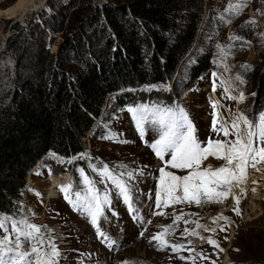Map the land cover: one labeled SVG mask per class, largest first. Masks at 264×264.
<instances>
[{"label": "rangeland", "instance_id": "1", "mask_svg": "<svg viewBox=\"0 0 264 264\" xmlns=\"http://www.w3.org/2000/svg\"><path fill=\"white\" fill-rule=\"evenodd\" d=\"M189 1L177 0L176 10H185ZM195 1L201 2L204 14L209 15L210 19H219L223 23L224 31L221 35L226 41L225 45L221 41L213 43L218 53L216 57L211 58L217 66L215 76L207 74L194 88L180 96L181 104L189 113L196 129L195 135L203 145L209 138L225 139L222 133L217 135L211 131L214 112L211 101H219L215 109L218 120L230 119L235 113H244L250 120L258 121L259 115L264 112L263 106L256 116L252 114L254 95L242 88L246 79L239 71V68H243L241 65L259 64L263 59L257 54L256 46L246 39H229L233 36L234 27L239 23L255 20L256 26L251 24V27H257L255 35L264 43V31L258 24L260 11L264 9V0H231L234 5L245 6L238 14H225L224 19H221V14H224L230 0ZM35 2L37 4L33 5ZM128 2L129 0H50V3L47 0H0V48L3 45L2 50L5 46L4 37L11 32V24L26 25L30 20L33 24L42 26L41 34L45 35L44 47L51 52L57 51L66 37L80 35L82 42L96 43L101 31L109 36L114 35L107 14L102 12L103 7L107 4L126 6ZM22 10L25 13H21ZM90 15H95L97 23L93 26V20L90 19L85 26L80 25L79 18L87 20ZM124 15L132 17L128 7ZM69 16L73 18V22L66 28ZM117 17L119 21L125 22V19ZM61 25L63 31L58 30ZM85 28L87 38L84 39L80 33H83ZM36 41L38 38L28 45L34 51L37 49ZM81 61L76 57L67 63L75 69L81 65ZM33 62L35 60L32 61V58L25 57L19 65L11 57L0 55V93L9 91L13 80L22 73H28ZM237 75L243 79V84L235 80ZM214 81L217 85L215 91ZM221 81H231L230 94L238 95L242 91L246 100L238 103L228 99L223 88L219 86ZM217 126L219 127V124ZM116 131L119 133L116 141L101 142L95 148L89 145L92 150L90 158L96 161L90 162L87 177L96 183L102 200V212L96 224L91 222V216L82 206L69 203L59 191L61 185L68 184L73 186V192L78 190L77 183L69 174L27 177L28 185L33 190L23 196L28 210L22 217H27L31 223L44 226L42 231L47 239L54 242L59 249L58 264H125L126 261L132 264H212L213 261L215 264H241L243 255L244 258L247 256L244 264H264V164L257 165L259 171L249 168L245 183L233 184L232 193L239 198V215L231 194L222 202H210L202 198L199 205L176 203L157 209L155 192L159 185L158 169L165 167L166 171L178 176L187 175L191 169L181 170L165 166L149 147L158 137L156 131L150 128L140 135L125 113L120 114ZM83 139L88 142L87 135ZM169 158L168 155L165 156V160ZM223 164L222 160L208 157L202 162L201 170L215 169ZM104 165L109 168L112 176L126 185L130 203L124 199L120 189L111 179L97 175V171ZM83 176L84 171L76 174L79 181H83ZM33 212L38 216L31 217ZM178 215H182L183 219L175 221L174 218ZM220 215L227 219L213 222V219ZM196 222L204 228H197ZM169 225L172 226L168 230L170 234L165 235L163 239L170 244L184 246L176 252L170 247L162 251L157 250L158 241L149 242L154 234L163 232ZM186 228L189 233L195 231L198 235L185 234ZM205 228L209 230L205 231ZM221 228L224 230L221 231ZM212 229L215 231H211ZM101 233L103 235H100ZM208 238L215 240L219 248L210 245Z\"/></svg>", "mask_w": 264, "mask_h": 264}, {"label": "trees", "instance_id": "2", "mask_svg": "<svg viewBox=\"0 0 264 264\" xmlns=\"http://www.w3.org/2000/svg\"><path fill=\"white\" fill-rule=\"evenodd\" d=\"M177 3L129 0L130 18L124 15V4H107L102 12L107 14L114 35L101 31L96 43L82 42L80 35L66 37L55 52L44 47L45 35L39 24L32 20L26 25L11 24L0 55L19 65L25 57L35 62L28 73L13 80L9 91L0 93V214L19 219L26 213L23 196L33 190L28 175L67 173L81 190L83 183L76 174L83 170L89 176L90 162L96 161L90 158L89 145L95 148L98 143L116 141L121 113L138 130L130 108H179L192 122L180 96L217 70L211 60L218 55L213 43L225 45L226 41L221 35L223 23L205 15L200 1L190 0L183 11L176 10ZM71 18L66 28L73 22ZM90 19L93 26L97 23L95 15H90L87 20L79 18L80 25ZM251 26L241 22L233 35L254 44L263 59L249 64V69L239 68L246 79L242 88L254 95L251 112L256 116L264 106V43L255 35L257 27ZM58 30L63 31L62 25ZM86 30L80 33L84 39ZM36 38L34 51L28 45ZM76 57L82 61L73 69L67 62ZM150 128L143 133L138 130L139 134ZM86 135L88 142L83 139ZM33 216L38 215L33 212Z\"/></svg>", "mask_w": 264, "mask_h": 264}, {"label": "snow or ice", "instance_id": "3", "mask_svg": "<svg viewBox=\"0 0 264 264\" xmlns=\"http://www.w3.org/2000/svg\"><path fill=\"white\" fill-rule=\"evenodd\" d=\"M244 6V4L234 5L230 0L224 14H221V19H224L225 14H238ZM248 23L255 24V20H250ZM229 39L237 40L239 38L233 35ZM223 51L221 48V53ZM241 67L250 68L249 65H241ZM225 70H228L227 66H225ZM213 76H215V73H213ZM235 80L240 84L244 82L239 75L235 77ZM219 86L223 88L228 99L238 103H243L246 100L242 91L238 95L230 94L232 92L231 81H221ZM216 87L214 81L213 91L216 90ZM210 103L214 110L211 131L217 135L222 133L225 139L212 140L209 138L206 144L203 145L195 135L196 129L183 109L139 106L128 110L141 133L149 125L156 131L158 139L150 143L149 147L153 150L155 156L164 162L165 166L181 170L191 169L184 176L166 171L165 167L158 169L159 185L155 192V208L168 207L176 203H196L199 205L202 198H206L210 202H222L231 194L235 199L237 206L235 210L239 215V198L232 193V187L234 182L239 185L247 181L249 168L259 171L257 165L264 164V112L259 115L258 121L250 120L244 113H235L230 119L218 120V113L215 109L219 101H211ZM229 111L231 110L229 109ZM229 136L234 138L227 139ZM166 155L170 157L167 160H165ZM208 157L222 160L224 164L215 169L204 168L201 170L202 162ZM93 170L97 171L96 169ZM97 175L111 179L120 189L124 199L130 203L126 185L117 177L112 176L106 165L97 171ZM82 183L83 188L81 190L73 192V186L68 184L61 185L59 191L69 203L82 206L83 210L91 216V222L96 224L102 212V200L98 194L99 190L96 183L86 175L83 176ZM224 187H227L228 191L217 190ZM36 194L40 195L39 193ZM106 201L107 196L104 198V202ZM174 219L180 221L183 216L178 215ZM220 219L226 220L227 217L217 216L213 219V222ZM190 222L185 221V223ZM196 226L197 228H204L198 222H196ZM43 227L31 223L27 217L17 219L0 214V233H2L0 234V264H58L59 249L54 242L47 239L45 232L42 231ZM171 227L169 225L163 232L154 234L151 237L150 243L153 240L158 241L157 250L162 251L170 247L172 251L176 252L184 247L179 244H170L163 239L165 235L170 234L168 230ZM208 230L205 228V231ZM223 230L221 228V231ZM211 231H215V229ZM184 233L198 235L195 231L189 233L187 228ZM100 235H103V233ZM140 235H143V233H140ZM207 242L219 248V244L215 240L208 238ZM181 258L183 259V257ZM201 258L205 257L201 256ZM125 264H132V262L126 261ZM212 264H215V261Z\"/></svg>", "mask_w": 264, "mask_h": 264}, {"label": "bare ground", "instance_id": "4", "mask_svg": "<svg viewBox=\"0 0 264 264\" xmlns=\"http://www.w3.org/2000/svg\"><path fill=\"white\" fill-rule=\"evenodd\" d=\"M37 4V2L33 3V5ZM32 5V6H33ZM21 13H25L24 10H22ZM28 14V13H27ZM26 14V16H27ZM258 24H259V27L261 30L264 31V9L262 11H260V16H259V21H258ZM225 188V187H224ZM227 188V187H226ZM232 190H233V187H232ZM237 191V190H236ZM206 205V204H205Z\"/></svg>", "mask_w": 264, "mask_h": 264}, {"label": "built area", "instance_id": "5", "mask_svg": "<svg viewBox=\"0 0 264 264\" xmlns=\"http://www.w3.org/2000/svg\"><path fill=\"white\" fill-rule=\"evenodd\" d=\"M263 6H264V4H263ZM10 34V33H9ZM5 39H6V36L4 37V41H5ZM6 43V42H5ZM2 46L3 45H1V48H2ZM1 48H0V50H1ZM224 191H228V189L227 188H222Z\"/></svg>", "mask_w": 264, "mask_h": 264}, {"label": "water", "instance_id": "6", "mask_svg": "<svg viewBox=\"0 0 264 264\" xmlns=\"http://www.w3.org/2000/svg\"><path fill=\"white\" fill-rule=\"evenodd\" d=\"M8 35H9V33H7V34H6V39H7ZM6 39H5V41H4V43H3V44H5V42H6ZM232 230H233V229H232ZM232 232H233V231H232Z\"/></svg>", "mask_w": 264, "mask_h": 264}]
</instances>
